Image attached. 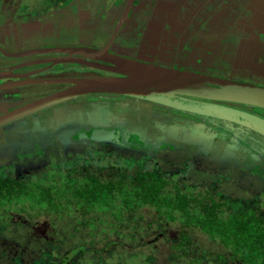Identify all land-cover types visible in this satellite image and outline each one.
Here are the masks:
<instances>
[{"label":"flooded vegetation","instance_id":"flooded-vegetation-1","mask_svg":"<svg viewBox=\"0 0 264 264\" xmlns=\"http://www.w3.org/2000/svg\"><path fill=\"white\" fill-rule=\"evenodd\" d=\"M4 1L0 0V7ZM237 1L232 0L230 3V21L235 24H249L250 27L246 26L250 31H254V34L232 33L223 38L234 41L256 38L261 40L263 45L261 50L245 49L238 52L237 44H231L228 51L230 54L225 55L229 57L230 73L242 68L253 71L257 78L264 77V31L257 32L258 30L252 27L264 21V0H261L262 5H259L260 1L257 0L247 2L240 11ZM16 2L20 7L11 16V23H0V84L15 82L19 80L18 75L33 73L31 77L44 81L37 85L39 89L48 84L58 87L57 90L41 94L40 97L72 86L68 83H50L49 80L122 76L87 65L93 62V59L75 51L76 47L103 48L119 24L120 28L108 53L164 69L174 68L166 64L170 62L182 71L197 74H205L200 70L205 67L206 58L211 56V52L190 50L194 42L199 44L202 39L218 42L217 40L221 39L220 33L189 34V24L193 25V30H197L196 25L204 30L207 23L204 2L198 0H168L165 5L166 8L169 6V10L167 8L164 13H161L159 8L160 0ZM253 4L256 9L252 7ZM23 5L24 15L20 11ZM218 8L213 11L214 30L217 17L221 14L220 6ZM1 16L3 17L0 13ZM260 16H263L261 20ZM99 17L104 21L102 28L109 32L108 39L100 46L84 44L82 38H79L80 42L77 44L43 42L27 48L19 46L26 35H32L30 38L34 36L32 32L41 31L43 35H52L58 32L57 25L67 23H73L79 26V29H86L95 26ZM52 18L56 23L52 22ZM159 27H162L164 32L157 33ZM261 27L264 30V23ZM118 37L122 39L119 47L134 51V58L112 50L113 44L118 42ZM132 41L136 43V47L128 45V42ZM158 41H164L167 50H158ZM5 42L6 45L3 44ZM152 43H155L154 47L150 46ZM199 45L206 48L202 43ZM41 48L43 50H37ZM215 53L221 58L218 49H213V56ZM251 56L254 58L249 59ZM237 60L243 62L237 65ZM96 62L108 67L113 66L105 61ZM80 67L102 72L90 75L79 72L78 75L57 78H48L50 76L46 75L59 70L81 71ZM218 68H221L219 63L214 64L212 70ZM242 83L264 88V84L259 82ZM215 87L220 88L218 85ZM88 97H80L77 100ZM128 97L165 105L135 96ZM74 100L76 99L48 108L53 114L46 124L40 122L39 114L42 111L32 115L35 124L30 141L17 138L9 148L5 146L7 155H13L11 157L14 163L0 165V264L262 262L250 258L246 244L251 239L256 242L264 240L263 135L235 122L214 117L221 121L220 124L236 128L237 133L245 138L247 147L243 146L244 148H251V153L253 150L260 153L255 158L258 160V167L253 168L254 163L251 164V161H247L241 168L239 164L235 167L233 162L231 165L230 162L225 164V161H221L218 168L210 162L201 163L196 171V168L193 169L195 159L190 157L189 163H183L182 159L176 157L172 165L154 160V157H163L165 151H171L172 154L181 151L186 145L182 141L173 142L174 140L166 139L163 144L158 141L148 143L137 133H129L123 126L115 124L114 118L102 114H81L77 118L71 115L75 120L68 121L69 119L59 111L62 110L61 107L64 109V106L70 109L69 106ZM213 102L239 108L264 120L263 115L243 108L249 106L264 110L262 107ZM4 114L0 113V116ZM98 128H105L103 131L109 133L112 140L117 137L119 143L99 141L97 138L103 134L97 133ZM79 136L81 137L78 138ZM76 140H87L90 147L73 148L72 143ZM133 144L135 150L140 153L138 158H123L117 153L103 152L98 148L100 145L118 149L133 148ZM49 145H59L66 151L73 148L81 153L78 152L76 157L61 163H52L36 173L27 174L22 158L27 157L34 149L36 153L43 154V149ZM201 146L205 148L202 144ZM212 149L209 148L207 152L199 148V151L207 152H202V157L218 159V155L215 156L209 151ZM208 174L212 177L206 178L209 177ZM240 185L246 189L238 191L237 187ZM237 221H245L248 225H238ZM227 232L230 234V242L221 238V234ZM245 237L246 241L242 242Z\"/></svg>","mask_w":264,"mask_h":264},{"label":"rangeland","instance_id":"rangeland-1","mask_svg":"<svg viewBox=\"0 0 264 264\" xmlns=\"http://www.w3.org/2000/svg\"><path fill=\"white\" fill-rule=\"evenodd\" d=\"M9 2H11V4H8ZM82 3L85 4L86 2ZM18 7L20 6L16 2V0H5L0 7V13L3 15V17H0V23H11V16L15 12V10L18 9ZM21 7L22 9L20 11L24 15L25 5ZM4 18L6 19L4 20ZM52 22L56 23L55 19H53ZM102 23H104V21L99 17L96 21L95 26L88 27L86 29H79V26L73 23H67L60 26L57 25L56 27L58 29V32L52 35H43L41 31H35L32 32L34 33V36L31 38L30 36L32 35L30 34L26 35L24 37L25 39L22 37L23 40L21 42V45L19 46H21L22 48H27L33 45L41 44L43 42H46L48 44H77L78 42H80L79 38H82L84 44L93 45V47L100 46L109 37V32L102 28ZM79 31H81V33ZM79 34L87 36L80 37ZM117 40L118 42H115L112 46L113 51L133 58L136 56L134 51L131 52L121 49L119 47V43L122 44V39L118 37ZM17 43L19 44V41ZM3 44L6 45V42ZM128 45H134V47H136V43H134V41L128 42ZM200 46L202 45H199L198 47ZM198 47L197 49H199ZM220 48H222V46ZM228 54L230 53L228 52ZM208 60L212 61L213 64L219 63V65H221L222 67L214 71L205 65V69L201 68L202 70H200V72H204L205 74L213 76H219L223 78L225 77L227 79L235 81L240 80L242 82H259L264 84V77L261 76L260 78H257L256 74L248 69L241 68L240 70L237 69L235 73H230L231 68L229 67V62H227L225 57L224 60H222L221 58H218V54H216ZM242 62L243 61L237 60V65L241 64ZM166 64L168 66H174V68H177L176 64H172L170 62H167ZM80 70L81 71H74L73 69L59 70L50 72L46 75L50 76L48 78H57L59 76L61 77L67 75H78L79 72H81L83 75L102 72L84 67H80ZM29 88L31 87L26 86L0 91V113H6L10 110L20 107L21 105H24L25 103L35 100L36 98L44 95V93L47 94L48 92L58 89L56 85L53 86L51 84H48L45 87L41 88L42 91L38 90L35 93H30L31 91ZM86 101L87 104H85ZM70 106L73 109L74 113L77 115H83L84 112L88 111H100L102 115L114 118L116 120L115 124L123 126L124 128H126L125 130H128L129 133H137L148 143H150L151 141H158L161 142L160 144H163L164 140L167 139L174 140L173 142H175L176 140L182 141L186 144L183 148L180 149L181 151L177 153L174 152L172 154L171 151H165L163 157H160L159 159H156L154 157V160L157 162H164L165 164L172 165L173 163H175L177 157V159H182L183 163H185V161L189 163L190 157L195 159L193 162L195 163V167L193 169L196 168V171H198V168H200L201 163L208 164V162H210L218 168L220 167L219 165H221V161H225V164L230 162L231 165L233 162V166L235 167H237V164H239L240 168L243 167L247 161H251V164L254 163V165L252 164L253 168L256 169L258 167V160L255 158L257 157V154L260 155V153H256L255 150H253L254 152L251 153V148H244L243 146L247 147V144L244 142L245 138L237 133L236 128L227 124H220L221 121L214 117L188 111H182L170 106L154 104L145 100H138L133 97L120 95H91L88 97V99L81 98L78 100H74L73 102H71ZM248 107L249 106L243 108L264 116V110ZM52 114L53 112L51 111V109L42 111V113L39 114L40 122L46 124ZM34 120L35 119L33 118V116H28L27 118L18 120L8 125L7 127L0 128V157L3 155V157L0 158V165H11L14 163L13 158L11 157L13 155H7L8 153L7 151H5V146L9 148L12 144V141L17 138L26 140L28 139L30 141L29 138L31 137L33 126L35 124ZM201 144L205 147L204 149L206 151L209 148H213L209 151L215 156L218 155L216 156L218 159H214L212 157H202L201 153H207L208 151L204 152L205 150L201 148ZM72 146L73 148L79 149H86L90 147L87 140L73 141ZM73 148H70L68 151H66L60 148L59 145H49L43 149V154L36 153V149H34L27 157L22 158L26 173H36L40 169H46L47 166L52 163H61L63 161L76 157L77 155H79V153H81L80 151H74ZM98 148L103 150V152L117 153L123 158H138V155H140V153L135 150L134 144L133 148L118 149L117 147L110 148L109 146L104 145H100L98 146ZM199 148L204 151H199ZM258 157L261 158L262 156ZM252 158L254 159L252 160ZM218 173L220 174V172ZM208 176L209 177L206 178L212 177L210 174H208ZM244 188L246 189L245 186L240 185L237 187V190L241 191Z\"/></svg>","mask_w":264,"mask_h":264},{"label":"water","instance_id":"water-1","mask_svg":"<svg viewBox=\"0 0 264 264\" xmlns=\"http://www.w3.org/2000/svg\"><path fill=\"white\" fill-rule=\"evenodd\" d=\"M196 1V0H189ZM199 2H204L205 23L204 30L196 25L197 30H193V25L189 24V34H221V39L218 42H213V40H201L199 41L206 48L198 47L199 44L194 42V47L190 50H210L211 56L213 57V49L220 51L221 59L226 58L229 62V57L225 56L231 49V44H237L238 52L240 50L249 49L251 51L261 50L262 41L256 38H248V40H230L226 37L228 34L241 32L247 35H253L254 31H250L248 28L249 24L239 23L237 24L230 21V3L232 0H198ZM252 0H238L237 8L240 11L241 7H245L247 2ZM259 5H262L261 0ZM168 0H160L159 8L164 13V10H169L167 3ZM255 4V3H254ZM253 4V8L256 9V5ZM220 6V16L217 17V23H215V30L213 27V11L219 9ZM165 7V8H164ZM263 16H260V20ZM201 18V17H200ZM261 22V21H260ZM263 22L252 27L257 32H263L261 27ZM248 25L249 27H247ZM120 24L117 26L116 31L113 33L110 41L106 46L101 49L97 48H87V47H76L75 51L78 54H83L84 56L93 59V62H89L90 65L96 69L108 70L112 73L120 74L122 76H110V77H81V78H66L58 80H49L50 83H68L72 86L65 90L51 93L43 97L36 98L33 101L25 103L20 107H17L11 111H8L4 115L0 116V128L12 124L18 120L27 118L28 116L35 115L43 110L52 108L56 105H61L70 100L77 99L80 97L90 96V95H116V96H135L138 98L150 100L153 102H158L165 104L167 106H172L177 109L184 111H189L193 113H198L202 115H208L213 117H218L221 119H226L242 126H245L261 135L264 136V120L255 117L251 113L240 110L229 105L215 103L213 101L230 102V103H241L253 106H258L264 108V88L260 86L245 84L242 82H237L229 79L216 78L213 75L208 74H197L192 71H182L180 68L164 69L152 64L140 63L127 58H123L114 54L108 53L114 38L118 33ZM164 32L162 27L157 29V33ZM158 50H167L164 41L156 42ZM155 46V43L150 45ZM222 46V48H220ZM197 47L199 49H197ZM47 49V48H44ZM56 49V48H55ZM68 49V48H67ZM37 50H43L37 49ZM58 50V49H56ZM70 50H72L70 48ZM217 53H215L216 55ZM223 57V58H222ZM208 58V59H209ZM254 58V56L249 57ZM205 64L210 69L214 68L212 61H207ZM105 61L112 63L113 66H105L100 62ZM229 64V63H228ZM220 67H222L220 65ZM33 73L28 75H18L19 80L15 82L0 84V91L8 90L11 88L29 86L30 93H35L36 91H42L37 87V85L42 84L43 79L31 77ZM215 85L220 86L216 88ZM65 108L59 111L60 114H64L69 120H75L77 114L74 113L72 108ZM71 107V106H69ZM65 112V113H64ZM101 115L100 111H88L84 112L83 115ZM71 115L74 117L72 118ZM64 116V117H65ZM61 118V117H60ZM77 121V120H76ZM97 133L103 134V136L98 137L99 141L105 143H119L117 137L112 140V136L109 133H105V128L96 129ZM79 136L78 138H80ZM94 138V137H92ZM95 139V138H94ZM116 140V141H115Z\"/></svg>","mask_w":264,"mask_h":264},{"label":"trees","instance_id":"trees-1","mask_svg":"<svg viewBox=\"0 0 264 264\" xmlns=\"http://www.w3.org/2000/svg\"><path fill=\"white\" fill-rule=\"evenodd\" d=\"M2 193L5 194L6 192L2 191ZM237 224L238 225H246V226L248 225V223H246L245 221L244 222L243 221H240V222L237 221ZM210 228H212V227H210ZM247 237L251 238L250 235H247ZM221 238L223 240H225L226 242H230L229 232L222 233ZM245 241H246V237L243 239L242 242H245ZM246 245L248 246V249L246 251H247V254H249L251 256L250 258L259 259L262 261L261 263L259 262V264H264V240H263V242H256L254 239H251L250 241H247ZM254 264H257V263H254Z\"/></svg>","mask_w":264,"mask_h":264}]
</instances>
